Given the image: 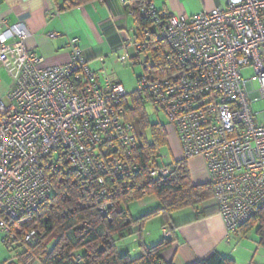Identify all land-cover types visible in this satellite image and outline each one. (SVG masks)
I'll list each match as a JSON object with an SVG mask.
<instances>
[{
  "label": "built area",
  "instance_id": "1",
  "mask_svg": "<svg viewBox=\"0 0 264 264\" xmlns=\"http://www.w3.org/2000/svg\"><path fill=\"white\" fill-rule=\"evenodd\" d=\"M120 1L150 20L143 38L154 34L167 51L162 75L144 60L150 42L134 44L143 68L135 92L165 115L182 159L204 161L226 234L237 235L264 208V121L252 110L264 100V0H223L189 17L156 11L152 0ZM0 27V69L10 79L0 100V233L33 220L61 170L82 180L104 217L119 194L132 191L130 202L138 192L145 196L135 190L144 180L122 86L89 67L76 39L68 42L67 63L47 66L26 50L24 24ZM247 68L253 76L244 80ZM170 172L152 168L147 176ZM162 235L168 238L169 229ZM35 236L31 231L24 239Z\"/></svg>",
  "mask_w": 264,
  "mask_h": 264
},
{
  "label": "trees",
  "instance_id": "2",
  "mask_svg": "<svg viewBox=\"0 0 264 264\" xmlns=\"http://www.w3.org/2000/svg\"><path fill=\"white\" fill-rule=\"evenodd\" d=\"M155 10L164 12L156 8ZM135 18L138 25L135 44L150 42L152 49L148 58L144 60L152 63L151 67L163 75L166 73L167 65L166 47L154 34L145 40L143 34L151 28V22L137 14ZM133 63L139 64L136 54ZM139 78L140 76L136 79ZM132 96L135 108L131 112L125 101L126 120L133 124L134 118H138L142 128H148L151 134L150 142L145 140L144 135L138 136L136 159L142 171L144 184L135 190L138 192L143 189L146 195L142 196L138 192L134 201L153 194L158 198L160 208L145 217L131 220L123 206L130 203L128 196L132 191H125L119 194V203L111 209L108 216H101L98 213L97 197L85 191L82 180L74 172L61 170L53 181V191L40 205L33 220L21 226L12 224L8 234L0 233L2 245L10 252H17L15 264H30L33 261H39L40 264H166L162 254L173 243L169 237L164 238L162 235V241L154 246H140L141 253L136 258H132L128 252L118 253L116 244L138 233L136 228L141 227L143 220L150 215H166L169 219L173 213L197 208L213 199L210 184L191 183L186 160L181 159L169 166L157 164V160L163 157L159 154L160 151L167 145V130L158 123H149L145 114L139 112L138 104L146 100V96L137 92ZM165 166L171 169L169 175L158 179L148 178L147 173L150 169ZM253 228L258 236V244L264 248V208L249 223L241 227L238 234L244 236ZM31 231L36 232V236L26 242L25 235ZM195 264L235 262L213 252Z\"/></svg>",
  "mask_w": 264,
  "mask_h": 264
},
{
  "label": "crops",
  "instance_id": "3",
  "mask_svg": "<svg viewBox=\"0 0 264 264\" xmlns=\"http://www.w3.org/2000/svg\"><path fill=\"white\" fill-rule=\"evenodd\" d=\"M193 1L152 0V3L158 10L184 17L210 12L224 5L223 0H201L200 8ZM132 10L133 5L120 0H0V24L3 23V27L24 24L27 29L24 40L26 50L34 51L42 57L47 66L67 63L70 54L68 42L76 39L89 67L118 83L114 75L120 65L131 66L136 54L134 44L138 25ZM50 34L57 36L50 38ZM122 46L125 49H121ZM100 59L104 60L103 65ZM9 83L8 75L0 69V100L6 96ZM173 152L172 163L182 159L178 143ZM186 164L193 185L209 184L208 172L202 159L194 158ZM176 213H182L180 215L183 218L177 221L171 218L172 215L169 218L172 219L169 239L173 243L162 254L166 264H195L213 252L235 262L231 244L239 241L241 235L227 236L214 199L197 208ZM16 262V256H8L0 264ZM30 264L40 263L33 261Z\"/></svg>",
  "mask_w": 264,
  "mask_h": 264
},
{
  "label": "rangeland",
  "instance_id": "4",
  "mask_svg": "<svg viewBox=\"0 0 264 264\" xmlns=\"http://www.w3.org/2000/svg\"><path fill=\"white\" fill-rule=\"evenodd\" d=\"M209 1L213 2V0ZM193 2L196 6H199L201 8V0H194ZM142 74L143 68L141 67V64H138L131 66L120 65L117 74L114 75V79L121 84L125 94H127L125 100L128 109L131 110V112H133L135 108V103L133 102L134 96L132 95L136 91V78ZM252 76L253 72L250 68L242 70V77L244 80L250 79L252 78ZM254 87L257 89L256 83H254ZM138 107L140 108L139 112L145 114L146 120L149 123H158L165 126L168 134L167 145L160 151L159 154L163 155V157L157 160V164H171L173 160L171 154L174 153L173 151L176 149L178 143L174 129L169 125L165 115L161 112H157L151 105V103L147 100H142L141 104H138ZM252 110L255 113L262 112L261 114H259L257 119L258 121H264V100H259L258 102L253 103ZM134 119L135 120L133 122V126L136 134L138 136L144 135L145 140L150 142V130L148 128H142L140 120L138 118L135 117ZM123 208L128 211L131 220H136L158 210L160 208V203L158 198L152 194L149 195L148 198L144 197L134 202H130L126 204V206L124 205ZM189 212H191V210H189ZM180 214L182 213H174L172 214L171 218H175V220H181V218H183V215ZM171 220L168 219L166 215H150L149 217H146L143 220L141 227L139 226L138 228H136L138 229V233H135L125 238L124 240L117 242V252H128L132 258L138 257L141 253L140 246H143L144 244L147 245V247L152 245L154 246L162 241V229H169L167 225L171 226ZM142 239L144 242L142 241ZM238 239L239 241L233 242V244H231L232 249L234 248V253L232 254V256L234 257L235 264H264V248L258 244L259 240L258 236L255 234L254 228L249 230L244 236H240ZM8 256L14 257L16 256V252L8 251L0 242V261H3V259Z\"/></svg>",
  "mask_w": 264,
  "mask_h": 264
}]
</instances>
